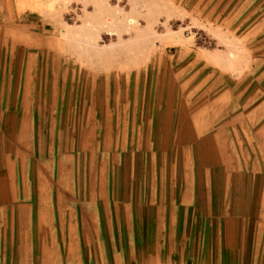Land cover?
Masks as SVG:
<instances>
[{
    "label": "rangeland",
    "instance_id": "obj_1",
    "mask_svg": "<svg viewBox=\"0 0 264 264\" xmlns=\"http://www.w3.org/2000/svg\"><path fill=\"white\" fill-rule=\"evenodd\" d=\"M2 107L18 126L5 144L0 130V148L39 186L75 188L77 210L101 186L94 173L124 182L129 154L163 143L160 125L184 110L236 118L237 144L264 168V0H0ZM24 111L32 129L19 138ZM251 192L231 211L246 226L190 212L183 226L147 228L133 257L124 236L90 229L84 246L97 264H115L113 246L127 264H264V180ZM15 230L0 225V264L24 262Z\"/></svg>",
    "mask_w": 264,
    "mask_h": 264
},
{
    "label": "crops",
    "instance_id": "obj_2",
    "mask_svg": "<svg viewBox=\"0 0 264 264\" xmlns=\"http://www.w3.org/2000/svg\"><path fill=\"white\" fill-rule=\"evenodd\" d=\"M7 111L2 107L0 112L4 144L6 138L17 139L9 131L18 126L17 114ZM21 115L19 138L32 129L28 114ZM219 119L209 109L184 110L176 123L164 122V131L160 125L163 143L149 147L147 154H129L124 182L109 187L111 174L94 173L101 186L89 188L90 202L78 210L68 197L76 193L75 188L39 186L32 181L38 173L19 169L15 153L0 148V225L16 229L12 239L24 260L21 264H97L84 246L83 236L90 229L102 241L109 237L116 243L124 236L133 257L136 242H148L147 228L183 226L190 212L192 219H202L208 227H226L230 221L246 226L244 217L231 211L239 210L240 196L250 201L246 196L264 180V168L255 160L254 146L237 144L236 118L222 124ZM145 155L148 160L141 157ZM1 242L6 244V238ZM119 248L112 247L111 258L115 264H127L121 262L125 257Z\"/></svg>",
    "mask_w": 264,
    "mask_h": 264
}]
</instances>
